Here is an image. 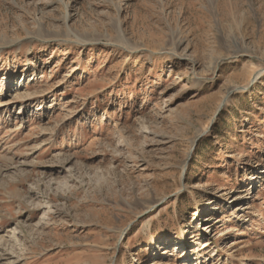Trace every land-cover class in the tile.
Masks as SVG:
<instances>
[{
    "label": "rangeland",
    "instance_id": "rangeland-1",
    "mask_svg": "<svg viewBox=\"0 0 264 264\" xmlns=\"http://www.w3.org/2000/svg\"><path fill=\"white\" fill-rule=\"evenodd\" d=\"M0 264H264V0H0Z\"/></svg>",
    "mask_w": 264,
    "mask_h": 264
},
{
    "label": "bare ground",
    "instance_id": "bare-ground-1",
    "mask_svg": "<svg viewBox=\"0 0 264 264\" xmlns=\"http://www.w3.org/2000/svg\"><path fill=\"white\" fill-rule=\"evenodd\" d=\"M258 76V74H255V76L254 77H257ZM255 79V78H254ZM18 83V82H17ZM21 87V86H20ZM212 201L211 200H209V203H211Z\"/></svg>",
    "mask_w": 264,
    "mask_h": 264
},
{
    "label": "water",
    "instance_id": "water-1",
    "mask_svg": "<svg viewBox=\"0 0 264 264\" xmlns=\"http://www.w3.org/2000/svg\"><path fill=\"white\" fill-rule=\"evenodd\" d=\"M222 105H223V104H222ZM222 105H221V106H222ZM221 106L219 107V110H220ZM219 110H218V111H219Z\"/></svg>",
    "mask_w": 264,
    "mask_h": 264
}]
</instances>
